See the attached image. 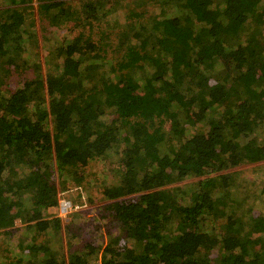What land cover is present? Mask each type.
Instances as JSON below:
<instances>
[{
    "label": "trees",
    "instance_id": "16d2710c",
    "mask_svg": "<svg viewBox=\"0 0 264 264\" xmlns=\"http://www.w3.org/2000/svg\"><path fill=\"white\" fill-rule=\"evenodd\" d=\"M111 153L118 234L66 255L56 182ZM263 162L264 0H0V264H264Z\"/></svg>",
    "mask_w": 264,
    "mask_h": 264
},
{
    "label": "rangeland",
    "instance_id": "374dc122",
    "mask_svg": "<svg viewBox=\"0 0 264 264\" xmlns=\"http://www.w3.org/2000/svg\"><path fill=\"white\" fill-rule=\"evenodd\" d=\"M69 6L77 7L79 0H65ZM82 1V0H81ZM94 1V0H92ZM67 27H56V42L62 40ZM70 32V31H68ZM99 39V35L95 36ZM192 131L189 132L191 134ZM110 159L100 160L92 163L86 168L85 181L78 185L74 182L66 183V190L62 189V183L57 180L59 189V205L51 208L46 212V216L50 218H59L61 220V241L62 252L69 254L71 248L78 245H86L94 242L92 232L96 227L101 226L105 233L118 234V228L112 227L111 219L107 218L106 202L103 197V187L114 184L116 182V168L119 165L116 163L118 156L112 153ZM235 179L237 180L238 188H234L233 196L236 199H248L249 204L254 210L259 213H264V162L259 164H244L233 170ZM195 180L177 184L183 186H191ZM69 201L71 207L68 212L62 213L60 205L62 201ZM247 206V205H246ZM20 227L17 226L16 229ZM20 233V232H19ZM55 236V235H54ZM97 236V235H96ZM104 236V235H103ZM56 239V236L53 237ZM101 241V242H100ZM7 242L0 241L2 249L7 247ZM104 241L99 240L97 245L103 244ZM10 246V245H9ZM59 247L56 244V248ZM58 250V249H56ZM5 261L4 256L0 254V262Z\"/></svg>",
    "mask_w": 264,
    "mask_h": 264
},
{
    "label": "built area",
    "instance_id": "2783aa9c",
    "mask_svg": "<svg viewBox=\"0 0 264 264\" xmlns=\"http://www.w3.org/2000/svg\"><path fill=\"white\" fill-rule=\"evenodd\" d=\"M71 207V203L69 201H62L60 205V210L62 213L68 212L69 208Z\"/></svg>",
    "mask_w": 264,
    "mask_h": 264
}]
</instances>
